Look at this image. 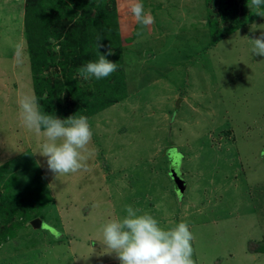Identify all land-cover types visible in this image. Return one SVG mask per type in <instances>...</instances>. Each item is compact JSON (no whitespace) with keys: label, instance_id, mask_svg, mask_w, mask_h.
Listing matches in <instances>:
<instances>
[{"label":"rangeland","instance_id":"rangeland-1","mask_svg":"<svg viewBox=\"0 0 264 264\" xmlns=\"http://www.w3.org/2000/svg\"><path fill=\"white\" fill-rule=\"evenodd\" d=\"M62 1L43 0L51 22L35 55L20 14L26 0H0L1 192L5 178L17 179L8 185L15 204L0 205V264H119L102 244L101 226L126 215L125 205L164 228L186 222L194 264H264L257 251L264 248V56L251 54L247 41L264 33L256 14L264 5L233 0L237 21L227 33L233 26L220 16L221 0H142L154 17L143 27L128 0H103L97 18L89 0ZM209 22L223 32L214 44ZM80 29L103 37L101 52L114 51L106 58L122 63L125 90L87 116L86 170L55 176L34 153L43 137L22 126L18 100L37 97L36 88L46 97V82L64 84L60 56L74 52L76 40L64 50L62 41ZM94 42L82 43L75 58L80 97L115 81L79 75L93 61ZM64 90L50 97L49 114L61 119L78 115ZM172 170L186 181L182 196ZM34 218L41 227H32Z\"/></svg>","mask_w":264,"mask_h":264},{"label":"clouds","instance_id":"clouds-1","mask_svg":"<svg viewBox=\"0 0 264 264\" xmlns=\"http://www.w3.org/2000/svg\"><path fill=\"white\" fill-rule=\"evenodd\" d=\"M261 5L264 0H251L247 6L260 8ZM128 13L142 27L154 22V17L145 12L142 0H128ZM256 14L264 16L261 12ZM102 41L103 37L98 36V59L90 60L78 69L84 80H100L117 70L118 65L106 58L114 51L110 48L106 52L100 51L105 47ZM247 41L251 45V54L264 56V33L251 34ZM55 50L59 51L58 45ZM18 108L22 126L43 137L34 153L46 157L48 170L55 176L86 170V161L91 155L88 146L93 136L87 117L70 115L61 119L42 112L35 94L21 96ZM124 210L126 215L101 226L102 244L108 250L106 252L116 254L119 264H194L193 233L186 222L164 228L152 215L140 214V210L131 205H125Z\"/></svg>","mask_w":264,"mask_h":264},{"label":"trees","instance_id":"trees-1","mask_svg":"<svg viewBox=\"0 0 264 264\" xmlns=\"http://www.w3.org/2000/svg\"><path fill=\"white\" fill-rule=\"evenodd\" d=\"M59 3L64 5V2L62 0H58ZM80 2V7L83 5ZM86 3V2H85ZM103 0H89L86 5L88 6V11L89 10H95L96 18L102 15H99L103 13L102 10H100V6H102ZM77 5V4H75ZM82 5V6H81ZM233 0H221L220 6H219V11H220V16L223 21H225L227 24L232 25L233 27L226 28L224 31L228 33L229 29H234L236 25V13L233 11ZM47 8V7H46ZM46 8L43 5V0H26L25 7H24V34L27 40L28 44V49L35 55L41 54L44 49H42V36L43 34L49 29L48 23L51 22L47 14L45 13ZM59 14L62 15V17H65L66 15L69 14L64 12V10H60ZM93 19V18H91ZM229 19V20H228ZM209 27L213 33L211 37V43L214 44L216 41H218L221 37L223 32H221V29L218 30L216 27L213 25V22H209ZM54 29V26H53ZM84 30H81L77 32L76 35H74L73 31L68 30L67 33L65 34L66 38L62 41V49L64 50L65 48L71 47L70 44L71 42H74L73 45V50L76 49L74 52H68L67 51L63 52L60 57H62L64 60H62V67L64 69L65 75V81L64 84L60 83V81H57L56 85L52 84L50 85L49 82H46L43 84L46 90V97H42L40 95L42 90L36 88V91L38 93L37 95V100L39 102L40 108L42 112L48 113L50 112V106L52 103H50V97L54 92L57 90L61 93L65 88L64 92L67 93L69 98L74 102L73 105L75 107L76 112H78L77 117L83 115L85 117L90 116L91 114L95 113L96 111L102 110L110 105L113 104V102H116L117 100L121 99V91L124 92L125 90V85H124V78L122 77V74L120 71H118V68L122 64L121 62L117 60H114V62L118 65L117 71L112 73L110 76L104 78V81H110L111 78L115 80L112 82L111 85L109 86H104L103 89H101L99 86L98 90L96 92H88L87 94H83L82 97H80V88L76 87V80L72 79L73 74V67L77 63H75V58L80 57V50H82V43H92L96 40L98 37L97 35H92L91 32L89 34H86L83 32ZM103 32V31H100ZM116 35V33H114ZM70 38V39H69ZM72 39V40H71ZM74 40V41H73ZM107 41V40H106ZM109 42V40L107 41ZM95 44V42H94ZM106 46V45H104ZM86 53L89 54L87 51V46H85ZM104 50V49H102ZM101 50V51H102ZM91 58H93V61L98 59V51H93L91 52ZM120 55L118 54V58ZM102 80V79H101ZM112 80V81H113ZM66 83V85H65ZM36 87V85H35ZM120 94V96H118ZM2 175V174H1ZM7 181L4 185V191L6 192H1L0 189V205H9L12 204L11 201L14 203V194L8 192L9 187L8 185L10 183H13L17 181L15 178L14 174H11L8 178L4 179ZM14 206V205H11ZM20 206V204H19ZM260 246V245H259ZM258 246V247H259ZM253 250V249H252ZM256 251V250H253ZM258 252L264 253V248H258Z\"/></svg>","mask_w":264,"mask_h":264},{"label":"water","instance_id":"water-1","mask_svg":"<svg viewBox=\"0 0 264 264\" xmlns=\"http://www.w3.org/2000/svg\"><path fill=\"white\" fill-rule=\"evenodd\" d=\"M170 176L176 186V190L182 196L183 192L186 189V181L182 176V172L180 170H174V171L172 170V172H170ZM30 224L34 228H39L41 227V220L39 218H34L33 220L30 221Z\"/></svg>","mask_w":264,"mask_h":264},{"label":"crops","instance_id":"crops-1","mask_svg":"<svg viewBox=\"0 0 264 264\" xmlns=\"http://www.w3.org/2000/svg\"><path fill=\"white\" fill-rule=\"evenodd\" d=\"M12 1V0H11ZM15 1V0H14ZM23 6V5H22ZM21 17H22V19H24V8L22 7V10H21ZM23 23V22H22ZM22 32V31H21Z\"/></svg>","mask_w":264,"mask_h":264},{"label":"flooded vegetation","instance_id":"flooded-vegetation-1","mask_svg":"<svg viewBox=\"0 0 264 264\" xmlns=\"http://www.w3.org/2000/svg\"><path fill=\"white\" fill-rule=\"evenodd\" d=\"M176 189V188H175Z\"/></svg>","mask_w":264,"mask_h":264}]
</instances>
